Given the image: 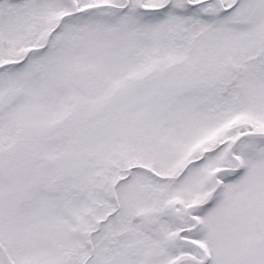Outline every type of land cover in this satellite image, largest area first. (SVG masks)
<instances>
[{
    "label": "snow or ice",
    "instance_id": "6c2138e0",
    "mask_svg": "<svg viewBox=\"0 0 264 264\" xmlns=\"http://www.w3.org/2000/svg\"><path fill=\"white\" fill-rule=\"evenodd\" d=\"M0 264H264V0H0Z\"/></svg>",
    "mask_w": 264,
    "mask_h": 264
}]
</instances>
